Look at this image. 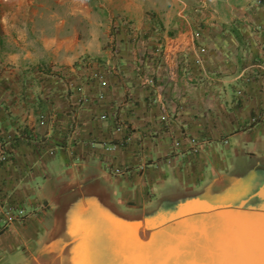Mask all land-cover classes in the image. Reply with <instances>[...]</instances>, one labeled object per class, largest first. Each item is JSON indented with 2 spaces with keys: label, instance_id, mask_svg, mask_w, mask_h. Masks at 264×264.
<instances>
[{
  "label": "crops",
  "instance_id": "crops-1",
  "mask_svg": "<svg viewBox=\"0 0 264 264\" xmlns=\"http://www.w3.org/2000/svg\"><path fill=\"white\" fill-rule=\"evenodd\" d=\"M263 114L264 0H0V264L65 247L72 202L260 210Z\"/></svg>",
  "mask_w": 264,
  "mask_h": 264
},
{
  "label": "water",
  "instance_id": "water-1",
  "mask_svg": "<svg viewBox=\"0 0 264 264\" xmlns=\"http://www.w3.org/2000/svg\"><path fill=\"white\" fill-rule=\"evenodd\" d=\"M68 209L66 227L71 218L80 221L78 236L98 255L107 252L110 238L118 240L124 251L119 264H264V207L185 202L165 220L155 221L157 215L142 222L89 200L72 202Z\"/></svg>",
  "mask_w": 264,
  "mask_h": 264
},
{
  "label": "rangeland",
  "instance_id": "rangeland-1",
  "mask_svg": "<svg viewBox=\"0 0 264 264\" xmlns=\"http://www.w3.org/2000/svg\"><path fill=\"white\" fill-rule=\"evenodd\" d=\"M90 1V0H88ZM264 119V114L259 117V120ZM258 120V119H257ZM254 120V121H257ZM247 176L244 179L245 180V185L242 186L246 190V195L249 197L250 195H253L255 193V185L258 184V180L263 179L264 177V170H262V167H258V164L255 165L253 170H250L247 172ZM241 187V188H242ZM168 205V204H167ZM166 205V206H167ZM88 211V210H87ZM91 212H94V209L89 210ZM69 224L68 227L65 228L64 233H63V239L66 241V248L68 249L69 253L71 254V261L74 264H110L112 262L111 259H113L116 264H119V256L118 255H123L122 251L116 246V244H119L117 239L112 240L110 238L108 240L109 243V249L107 250L108 253H110V257L107 256V252H104V254H98L94 250H92L90 244L87 242L85 239L84 241L82 240L81 235L78 236V232H82L80 224H82L80 221H76V219H73L72 222ZM17 221V219H16ZM14 221V222H16ZM13 222V223H14ZM80 226V227H79ZM88 224L86 225V227ZM85 230V229H84ZM85 232V231H84ZM119 249V250H117ZM124 252V251H123ZM87 254V255H86ZM88 257V258H87ZM100 260V261H99Z\"/></svg>",
  "mask_w": 264,
  "mask_h": 264
},
{
  "label": "bare ground",
  "instance_id": "bare-ground-1",
  "mask_svg": "<svg viewBox=\"0 0 264 264\" xmlns=\"http://www.w3.org/2000/svg\"><path fill=\"white\" fill-rule=\"evenodd\" d=\"M91 212V211H90ZM94 214V213H93ZM166 217V216H165ZM162 217L159 218L160 221L165 220L166 218ZM158 221V220H156ZM66 241L63 239V244H65V247L62 246L60 243H57V246L52 247L51 249L46 248L44 249V253L42 254L41 260L37 264H73L71 261V254L69 253L68 249L66 248ZM118 242V241H116ZM61 245V246H59ZM116 246L120 249L119 244H116ZM60 247V248H59ZM117 249V250H119ZM123 252V251H122ZM101 254H104L102 252ZM98 255V254H97ZM107 256L110 257V253L107 252ZM117 256L120 257V255L117 254ZM114 263H116L113 259H111ZM100 261V260H99Z\"/></svg>",
  "mask_w": 264,
  "mask_h": 264
},
{
  "label": "built area",
  "instance_id": "built-area-1",
  "mask_svg": "<svg viewBox=\"0 0 264 264\" xmlns=\"http://www.w3.org/2000/svg\"><path fill=\"white\" fill-rule=\"evenodd\" d=\"M5 157L4 148L0 146V161H2ZM124 171L122 170H115V173L122 174ZM0 214L5 215L6 223L10 224L14 222L16 219L21 218L24 216L23 209L14 210L12 207H5L2 204V200L0 198Z\"/></svg>",
  "mask_w": 264,
  "mask_h": 264
}]
</instances>
